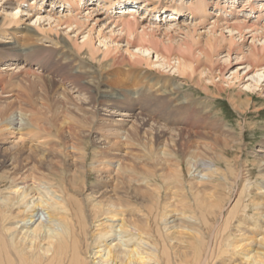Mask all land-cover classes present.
Here are the masks:
<instances>
[{
    "label": "bare ground",
    "instance_id": "6f19581e",
    "mask_svg": "<svg viewBox=\"0 0 264 264\" xmlns=\"http://www.w3.org/2000/svg\"><path fill=\"white\" fill-rule=\"evenodd\" d=\"M5 1H7L5 5L10 9L5 11V17L0 21V28L6 25L10 28L19 26L25 17L24 13H28L27 16L31 18L27 20L30 24L22 31H17V27L13 28L14 31L7 28L6 32L0 33L1 38L11 39L7 42H0V50L3 49V45H10L4 47L9 58L6 59V55L0 52V63L9 62L8 66L1 69L3 80L0 81V86H2L0 95L11 93L4 91L13 78L9 80L5 75H8V71L12 68V70L18 69L19 64L23 67L34 64L38 67H35L37 70L45 73V79L42 82L37 79L29 82L24 95L16 94L13 98H6L8 102H3L11 104L0 108V140L4 141L11 136L10 134H16L19 136L17 140L24 142V136L21 134L22 127L31 129L25 136L33 133L39 134L42 130L40 125L43 124L42 120L52 121L56 118L57 111L62 109L64 113L61 114L62 111L58 113L64 118L61 128L64 129L65 123L67 126L65 131L69 133H73L76 128L77 130L86 129V122H90L93 126L92 121L99 116V113L106 112L105 117L108 120L115 117H126L132 121V131L125 130L124 135L118 139V144L124 145V139L126 142L139 143L137 133L140 128L143 127L144 130L146 126H148L147 132L151 133V140L148 142L151 144L150 147L154 146L152 143L154 139L158 141L168 138L162 145L160 153L165 163L161 173L146 169L139 174L138 169L124 164L121 160L114 163L109 160L104 163L101 160L100 166L111 172L106 178L114 175L117 181L112 192L105 184L97 189L95 187L86 188V184H81L79 180L83 174L79 171L80 169L73 170L71 176L65 172L64 175L58 174L55 168H47L45 172H42L35 168V165L24 173L1 172L6 162L0 158V182L4 184L6 190V193L3 190L0 191V264H264V187L262 184L260 183L261 185L257 187L256 195L254 194L257 196V201H251L250 204L252 211L255 212L262 206V225L254 221L255 213V215L246 213L248 207L242 210L245 212L241 216L243 219L237 221V217L243 213L239 214L236 211L238 209L240 211V207L243 206L239 203V197L236 204L232 200L234 205L231 210L219 221L225 207L223 204L225 200H228L226 197L230 198V191L228 195L221 191L222 188L227 190L228 186L222 187L216 183L222 181L218 177L222 172L219 163L230 161L226 160L221 153H216L219 147L216 150L215 147L223 146V148L226 147L225 149H232L234 146L228 138L219 137L218 139H221L223 144L219 145L217 139L208 136L206 139L212 142L210 147H207L205 144L199 145L192 140L194 136H198L196 132L180 127L178 131L176 130L177 132L174 131L178 119L183 120L189 114L190 103H195L191 94L186 92V95L182 91L181 82L184 81H181L180 77L181 79L187 78L189 81L193 80L196 86L201 87L208 94H211L210 85L220 88L217 89L223 92L224 89L222 90L214 82V79H217L214 74L219 72L224 77V73L232 63V55L241 48L239 43H245L248 36L251 39L250 46L246 50L249 60L243 65V69L258 75L255 82L258 87L263 86L264 24L257 25V22L247 20L249 18L245 20L237 15L232 18V21H227L224 15L223 20H210V25L207 26L209 28H203L200 34H198L200 23L183 25L188 27L185 29L180 27L174 31L167 29L168 27L161 29L163 26L159 25L160 23L150 20L151 17L154 19L153 16H156L153 14L156 12V7L150 9L149 2L157 0H149L148 3H146L147 0H139L138 3L134 0H125L133 1L131 3L133 7L127 8V3L123 2L122 9L118 12L121 17L112 19L114 22L107 19V10L111 9V6H118L121 0H99V8H87L85 17L81 18L85 22L95 21L94 27L100 26L96 32L97 37L94 38L92 35L95 28L84 29L86 24L80 21L78 14L64 15L55 21H44L46 18H38L39 14L30 15L31 12L22 9V2L0 0V2ZM59 1L61 0H57L55 5L59 4ZM82 1L84 0H80ZM174 1H168L170 4L167 7L159 6L160 8L163 6L162 9L170 13L172 11L171 19H176L177 14L180 13L179 6L174 8L178 12L171 9ZM78 2L79 0H64L61 7H65L66 4L67 9L76 8L77 10L78 6L77 11H79ZM248 2L250 0L241 3L243 9H250L252 12L264 9V0L259 2L262 3L259 6ZM88 3H91L90 0H85L86 6ZM192 3L190 13L194 16L204 17L208 14L206 0L191 1V6ZM151 4L154 5V3ZM180 4L186 5L183 1ZM236 4H240V1L232 0L231 4L225 2L226 6L235 11ZM159 7L157 10L160 12ZM146 11L147 14H145ZM231 11L234 12V10ZM99 12H104V17L96 16ZM161 12H163L162 15L167 13L166 11ZM252 12L248 14V17L252 15ZM138 14L143 17L140 18ZM219 15L220 12H216V17H213L218 19ZM101 20H103L102 24ZM197 20L205 22L206 18ZM62 28L68 31L65 36L70 39L66 40L64 36L59 35ZM41 30L45 31L44 33H54L57 36L54 38L55 41L52 40L55 47L61 45L59 47L65 50L60 53L55 48L53 52H48V55L42 54L40 46L45 47L43 39L46 37L38 34ZM182 32L184 37L179 36L178 38V34ZM20 33L23 37L16 38ZM75 33L82 36L81 43L78 42L77 35L70 37ZM160 35L164 38H160ZM94 40H98L99 47L102 46L104 49L100 59H97L100 50L95 47ZM123 40L126 49L122 51L128 55H123L121 58L115 55L109 60L112 53L121 52L117 46L120 44L119 41ZM222 45H226L225 49ZM75 50L78 53H75ZM220 51L225 54L222 55ZM82 56L92 61L97 60L98 64H102L100 66L105 72L101 71L102 74H98L97 66L90 63L88 67L89 63H86L87 61L85 62ZM215 58H217V63ZM104 60H107L105 66L102 63ZM138 66H141V69ZM235 74L238 76L239 72L236 71ZM237 76L232 80H237ZM104 79L108 84L102 82ZM244 87L250 91L256 90L252 83ZM71 91L75 96V102L72 103H81L88 110H83L79 104L74 106L79 110H73L72 106L66 104L71 102ZM43 92L48 96L46 101L43 100ZM36 94L37 99L35 100ZM11 99L14 100L10 101ZM251 101H253L252 96L248 95L245 101L240 98L237 103H248L249 105V103L252 104ZM47 102L55 103L56 110H52V113L50 107L44 104ZM20 103L22 106L19 105ZM23 103H26L29 110L23 108ZM171 103H176L174 108L170 107ZM183 103L186 105L182 106ZM178 108L181 113L186 112L178 114ZM75 111L81 115L78 116ZM210 117L207 118L208 121L209 119L214 120ZM200 118H202L201 115ZM216 120L214 123L218 122V119ZM119 121L121 120H113L109 127H119L115 124ZM94 127L96 128L95 124ZM116 132L118 133L115 128L109 130L110 139L116 137ZM89 133L96 140L100 138L104 141L108 140L107 136L95 133L92 128ZM80 134L85 135L87 132L85 130ZM17 146H19L17 143L13 144L14 149ZM143 146L147 150V145ZM262 149L264 148L260 147L258 152L264 153ZM39 150H43L44 155L47 151L38 147L35 151L39 152ZM72 150L76 151L74 147ZM3 152L6 153L7 149L0 148V155ZM152 152L156 154L155 151L152 150ZM185 152H188V155L186 162L183 161L184 164L182 161L170 163L176 153L182 155ZM255 157L261 158L262 156ZM50 161L52 159L48 160ZM92 167L95 169L97 166L94 164ZM231 167L234 166L229 165L228 168L231 170ZM98 173L102 176V172ZM136 175L141 176L142 180H140L141 177L136 178ZM134 176L136 179L133 181L138 184L136 185L138 188L133 187L130 191L131 177ZM225 180L228 179L225 178ZM141 181L145 183L142 185L145 189H141L139 185ZM125 182L129 183L128 187ZM184 184L188 187L190 194L184 191ZM247 188L246 191L244 189L242 191L250 197L251 192ZM90 190L93 191L85 196ZM108 192H111V196L107 197ZM80 193L84 194L85 200L83 201L87 202V207L83 205L82 198L79 197ZM165 194L166 198L163 201ZM245 216L248 219H245ZM248 220H252V223H247ZM233 222L239 226L236 230L234 229L235 231L232 229V233H228L226 230L230 231ZM242 223L245 226H242ZM236 231L240 234L235 235ZM225 232L228 233L227 236H223ZM225 257L230 258L222 262Z\"/></svg>",
    "mask_w": 264,
    "mask_h": 264
},
{
    "label": "rangeland",
    "instance_id": "374dc122",
    "mask_svg": "<svg viewBox=\"0 0 264 264\" xmlns=\"http://www.w3.org/2000/svg\"><path fill=\"white\" fill-rule=\"evenodd\" d=\"M11 1H14V0H11ZM11 1H9V3H11ZM16 1L24 2V0H16ZM52 1H53V3H51V4H55L57 2V0H52ZM148 1L149 0H147L146 3H148ZM161 1L162 0H157L156 2H149L150 9H153L156 7V12L153 13L156 15V16H153V17H155V19L158 18L159 16H162V14H163V12H161V11L159 12L157 10L158 9L157 7H159L160 5H163V4H160ZM165 1L167 2L168 0H165ZM182 1L185 2L184 0H182ZM193 1H195V0H193ZM206 1L208 3V14L204 17L194 16V14L190 13V9L193 7V3L191 6L189 2H185L186 5L180 4L181 3L180 0H175L173 2V7L171 9L176 10L174 8L176 6H179V12L180 13H178L177 16L178 15H184L186 12H189V15L190 16L192 15V23L190 21H186V22H184L178 26H171V24H163V23L159 24L158 22L157 23L159 25H162L163 27H165V26L168 27L167 29H171L174 31H176L180 27H183L182 29H185V27H188V26H183V25H188V24L192 25V24L200 23V26H198V29H199L198 34H200V33H202L201 30H203V28H205V27L209 28L207 26L210 25V22H209L210 20L211 21L212 20H218V21L223 20L224 15H227L226 12H231V10L235 11V9H233V8L231 9L225 5V2H230V4H231L232 0H206ZM238 1H240V4H241L242 2H245L247 0H238ZM84 2H85V0H84ZM90 2H93V0H90ZM254 2L259 3V2H261V0H250V2H248V3L254 4ZM6 3H7V1L0 2V21L5 17V11L10 9V7L5 5ZM151 3H154V5ZM169 4L170 3L167 2L163 6L167 7ZM245 4H247V3H245ZM87 8L81 13L79 11H77L78 9L76 10V8L70 9V12H68V13H71V14H65V11H64V15H77V13H79L78 18L81 19L82 17H85V14L88 11ZM92 8H94V6ZM45 9H47V8L45 7ZM251 9H252V7H251ZM64 10H65V8H64ZM72 10H74V12H77V13H74ZM28 11L32 13L33 9L30 7L28 9ZM50 11H51V13L49 12L50 14H47L46 11H42L41 15H40V13H36V12L35 13L33 12V14L34 15L39 14L38 18H41V17L46 18V19H44V21H46V20H54L55 21L58 18L64 17V15L56 16L55 14H58V12L57 13L54 12L53 9H50ZM68 11H69V9H68ZM216 12H220V15L217 16L218 19H215L214 17H216V16L213 15ZM241 12H243V19H245V18L247 19L248 14H250L252 11H250V9H249V11H248V9H242ZM66 13H67V11H66ZM103 13L99 12L98 14H96V16L104 17ZM171 13H172V11H171ZM260 13H261V16H264V9H261L260 11L252 12V14H260ZM48 15H50V16H48ZM53 15H54V17H53ZM137 16H139L140 18L143 17L140 14H138ZM177 16H176V19H177ZM233 17H237V16L233 15ZM28 18H31V17H29V16H27V14H25V17L23 18V20L19 26H12L10 28V26L6 25L5 27L0 28V33L6 32V30H8L7 28H9L10 31H14L15 29H13V28H17V27H18L17 31H22L25 27H27L30 24L29 21L27 22ZM202 18H206V21L203 22V20H201V21L197 20V19H202ZM105 19H106V17H105ZM224 19L227 21L233 20L232 18L228 19L227 17H225ZM247 20H249V19H247ZM80 21H82L83 24H86V27H84V29H92V27H94V24H95V21L85 22L82 19ZM100 23L102 24L103 20H101ZM104 23L106 24V22H104ZM257 25H261V24L257 23ZM111 27H113V26H111ZM45 28H46V26H45ZM94 28H95V31H94L92 37L96 38L97 37L96 32L99 30L100 26L96 25ZM161 29H163V28H161ZM82 31H84V30H82ZM44 32L45 31H43V30L38 31V34L46 37V38H44V39H46V41L43 39L45 47L40 46V48H41L42 54L48 55L49 54L48 52H50V51L53 52L54 49L56 48L54 43L52 42V40L55 41L54 38H56L57 36L54 33L49 34V33H44ZM67 32L68 31H64L62 28V31H59V33H60L59 35L64 36L66 38V40L70 39L69 37L65 36V33H67ZM177 32L180 33V31H177ZM75 35L78 36L79 34L78 33L77 34L75 33L74 35L71 34L70 37H75ZM1 36L2 35L0 34V39H1L0 42H7L8 40H11V39H6L9 37L1 38ZM179 36L183 38L184 37L183 32L181 34H178V38H179ZM22 37H23V34L20 33L19 36H17L16 38L21 39ZM81 38H82V36H78V42L79 43L82 42ZM160 38H164V36L160 35ZM119 43L120 44H118V46L115 45V47L116 46L119 47V50L121 52L120 53H112L109 57V60H111L113 58V56H115V55L117 56V58H121V56H123V55H125V56L128 55L122 51V50L126 49L125 41L124 40L119 41ZM236 43H238V41ZM250 43H251V39H249V36H248V39L245 43H239V45H241L240 46L241 48H239V50L232 55V59H231L232 63H231V65L228 66L227 71L224 73L225 74L224 77H222V75L219 72H216L214 74V76L217 77V79L216 78L214 79L215 80L214 82L216 84H218L222 88V90L224 89L223 92L218 90L220 88L217 87L218 88L217 89V88H215V86L212 87V85H210L211 94H208L201 87L196 86V84L193 82V80L189 81L187 78L181 79V77H180V80L185 82V83L181 82L183 84L182 91L186 95H187V93L191 94L195 103H190V106H191L190 111H192V112L189 111V114L187 116H185V118L183 120L177 118L178 121L176 123V127H175L174 131L177 132L178 128L180 127V128H184V129L191 131V132H196V134H198V136H196V137L194 136V138H192V140H194V142L199 143V145L205 144V145H207V147H210L209 145H211V142H212V140L206 139V137H208V136L212 137L213 139L214 138L217 139L219 141V145H223L222 140L218 139L219 137L228 138V140H230L232 142L231 144L234 146V147H232V149L231 148L225 149L226 147L223 148V146H216L215 147V150L217 147H219L216 150V153H218V154L221 153L222 155H224V158L226 157L225 158L226 160L228 159L230 161V162H226V163L225 162L219 163L221 168H222V172L219 173L221 176L218 175V177L222 181L221 182L218 181L216 183H219V185H221L222 187L228 186L227 190H225L224 188H222V190H221L222 193H225V195H228V192L230 191V198L226 197V199L228 198V200H227L228 203L225 200V202L223 204V206H225V207L223 210L222 218H220L219 221H221V219H223L224 216L225 217L227 216V213L231 210L232 206L234 205V203L237 201V199L239 197V199H238V200H240L239 203H240V205L242 203L243 206L240 207V211H239V209L236 211L239 214H241L243 212L242 210H244L245 208L248 207L247 208L248 210L246 209V213H248L249 215H255L256 214L254 216V219L256 217L257 220L255 219L254 221H256V223L259 222L261 224V223H263V221H262L263 210L262 209L264 207L262 208V206H261L259 208L260 210H257L255 212V211H252L250 204H251V201H254V202L257 201V196H255L256 193L258 192V191H256L257 187L260 186L261 184H262V187H264L263 186V183H264V153L258 152L260 147L264 148V79L262 82L263 86L258 87V84L255 82L256 81L255 78L258 77V75L254 74L252 71H248V70L243 69L244 68L243 65L247 62V60H249V55L247 54L246 50H247V47L250 46ZM94 44H95V47L98 50H100V52L97 54V59H100V58H102V53H103L104 49L102 46L99 47V41L98 40H94ZM5 46L8 47L10 45H8V44L3 45L2 46L3 49L0 50V52H3L2 54L6 55L7 50L4 48ZM56 46H58L56 49H58V51H60V53L65 50L64 48L59 47L61 45H56ZM225 47H226V45H222L223 49H225ZM55 52H56V50H55ZM55 52H54V54H55ZM72 52H73V50H72ZM74 52L78 53L76 50ZM219 53H221L222 55L225 54L223 51H220ZM5 58L6 59L9 58L8 55H6ZM82 58H84V57L82 56ZM84 60H85V62L87 61L86 63H89L88 67H90V63L91 64L93 63L94 66H97L98 70L97 69L96 70H97L98 74H102L101 71L105 72L104 70H102V67H101L102 64H98L99 62L97 60L92 61L89 58H87V59L84 58ZM214 60L217 63V58H215ZM106 61L107 60H104L102 62V63H104L103 66H105ZM3 63H4V61H2L0 63V65ZM8 65H9V62L6 61L3 65L0 66V81L3 80V78L1 77V74H2L1 69H3V67H6ZM19 65L20 66L18 67V69L12 70L13 69L12 68V69H10L11 71H8V75H5L7 78H9V80L11 78H13L11 80V83L8 85V87L4 91V92H11V93H8V94L5 93V95H2V96L0 95V98H2V99H0V108H2L3 106H6L7 104H11V103H3L5 101L8 102V100L6 98H13V97H15L16 94H23L24 95L25 90H26V86H28L29 82H32L35 79L40 80L42 82L43 79H45V73L41 72L42 70H37L38 67L35 66L34 64L27 66V67H25V66L23 67L22 64H19ZM241 65H242V67H240ZM35 67H37V68H35ZM138 68L141 69V66H138ZM144 69H147V68L144 67ZM124 71H126L125 68H124ZM236 71L239 72L238 76L235 74ZM106 74H107V72H106ZM108 74H110V72ZM235 76H237L238 79L232 80ZM14 82H16L17 84L15 83L16 85L15 84L11 85ZM102 82H104L105 84H108L105 79ZM251 83H252V85H254L256 87V90L250 91L244 87V86H247ZM262 84H260V85H262ZM0 87H2V86H0ZM11 88H12V90H11ZM70 93H71L70 94V101L71 102L66 103L67 105L72 106L73 110L74 109L79 110L78 108H75L76 105L79 104V105H81L83 110H85V111L88 110L86 107L82 106L81 103H72V102H75V96L73 95L72 91ZM232 94L234 96H231ZM42 95H43V100L46 101L48 99V96L45 94V92H43ZM248 95L252 96V99H253V101H251L252 104L249 103V105H248V103H237L240 98L243 101H245L246 97H248ZM54 98H56V97H54ZM202 98H203V100H202ZM36 99H37V94L35 95V100ZM13 100L14 99H11L10 101H13ZM44 101H42V102H44ZM23 104H24L23 108L28 109L26 103H23ZM44 104L47 107H50L51 113H52V110H56L55 103L47 102ZM171 104L173 106L170 105V107L174 108V106H175L174 104H176V103H171ZM183 104L184 105H182V106L186 105V103H183ZM235 104H236V106H235ZM19 105H21V103ZM51 105L53 106V108ZM202 105H204V106H202ZM39 107H41V106H39ZM205 107L207 109L209 108L208 109L209 112H207L208 110ZM103 110L108 111L107 109H103ZM37 112H39V111H37ZM59 112H61V114H63L64 109L57 111L56 118L53 119L52 121H50L51 124L47 120H45V121L42 120L43 124H40L42 130H40L39 134L33 133L31 135L25 136V134H28V130H31V129H27L26 127H22V128H25V129L21 128V134H23V136H24V142H22L23 140L18 141L17 138L19 136L16 134H10L11 136H9L4 141L0 140V148H3V149L6 148L7 149L6 153L3 152L2 155H0V158L4 162H6L2 166L3 169H1V172H9L10 174L24 173L26 170L31 169V167H33L35 165L34 167L37 168L39 171H42V172H45V170L47 168H55V169H57L58 174L64 175V172H65V174H68L71 176V172L73 170L80 169L79 171H81L83 174L84 173L85 174L83 175L80 173L81 176H80L79 180L81 181V184H84V183L86 184V188L89 189L90 187H92V188L95 187L97 189L102 184H105L106 187H108L109 191H111V190L113 191V188L115 187L117 181H115L114 175L108 179L106 178V177H108V175H110L111 172L108 171V169L103 168V166H100L101 160L104 161V163H106L108 160L111 163H114L117 160H121L124 164L132 165V166H134V168L138 169L139 174L143 173V171H145L146 169L156 171L157 173L163 172V170H164L163 168L165 166V163H164V159H162L163 156H161L160 153L162 152V145L166 142L168 137L160 139L158 141H155V139H154L152 142L154 144V146L150 147L151 144H148V142L151 140V133H149V131L147 132L148 126H146V128L144 130H143V127L140 128V131L137 133L138 138L140 140L139 143L133 142V141H130V142L127 141L126 142L125 139L124 140L122 139L124 145L118 144L117 143L118 139L120 138V136L124 135L125 130H128V131L131 130L132 131V128H131V125H133L132 121L130 118H126V117L125 118L115 117L111 120H108L105 117V116H107L106 112H100L99 116L96 115L98 117L92 121L93 126L90 122L84 121V122H86L85 123L86 129L77 130V128H76L73 130L74 131L73 133H69V132L65 131V129L67 128L65 123H64V129L61 128V124H62V121L64 118H62L61 114H58ZM183 112L184 111H182V113ZM198 112H200V113H198ZM76 113L78 116L81 115L78 111H75V114ZM177 113L182 114L180 111V108H178ZM196 113H198V114L196 115ZM209 114H210V116H212V118L210 116H207ZM200 115L202 118H200ZM213 116H214V118H213ZM64 117H65V114H64ZM208 117H210L211 119H214V120L209 119V121H208L207 120ZM194 118H196V119H194ZM216 119H218V122L214 123L215 121H217ZM113 120H121V121H119V123H115V124H118L119 127H109ZM204 120H205V122H204ZM174 122H176V119H174ZM94 124L96 125V128L94 127ZM181 126H183V127H181ZM16 127H18V126H16ZM16 127H14V128H16ZM68 127H69V125H68ZM71 127H73L72 124H71ZM210 127H211V129H210ZM91 128L95 133H100V135L107 136L108 140L104 141L103 138H100V140H98V139L96 140V138L94 136L90 135V133H89V130ZM100 128H102V129H100ZM112 128H115V130H117L118 133L116 132L117 135L115 138L112 137V139H110V137L108 136V133H109V130ZM32 130H34V129L32 128ZM85 130H86L87 134H85V135L80 134V133H83ZM23 132H26V133H23ZM216 135H218V136H216ZM233 137H234V139H233ZM203 139H205L206 141ZM233 141H235V143ZM14 143H17L19 145L15 149L13 148ZM238 143H240V144H238ZM64 144H65V146H64ZM143 145H147L146 146L147 150H145V148H144L145 146H143ZM170 145H171V143H170ZM37 147L39 149L42 148V149L47 150L45 152V155L43 154V150H39V152H36L35 150ZM72 147H74L76 149V151L73 152ZM53 148H54V150H52ZM221 148H222V150H221ZM9 149H13V150L10 151ZM19 150H20V152H18ZM152 150L155 151V153L157 155L154 154L152 152ZM219 150L221 152H219ZM262 150H264V149H262ZM18 154H20V155L17 156ZM177 154L178 153H176V156L174 155L173 160L169 159L170 163L173 161H177V162L182 161V163H183V161L186 162V160H187L186 157L188 155V152H185L182 155L180 153L178 155ZM238 154L240 157L238 156ZM258 155H261L262 157L261 158L255 157ZM175 157H177V158H175ZM236 157H238V158H236ZM51 159H52V161L48 162V160H51ZM228 163L230 166H234L233 168L231 167V170L228 168L229 167V165H227ZM94 164L97 166L95 169L92 167ZM220 166H218V168ZM96 169H97V172H102V176H100V173L97 174ZM228 170H230V171H228ZM245 170H248V171H245ZM185 171H186V169H185ZM87 172H88V174H87ZM223 172H224V174H223ZM237 173L239 174V176ZM65 177H66V175H65ZM84 177H85V179H84ZM137 177L140 178L141 176L136 175V178ZM246 177H248V178L246 179ZM131 178H132V181L130 183V191L133 187L138 188V186H136L138 184L133 181L136 179L135 176L131 177ZM199 178H202V177H199ZM219 178H218V180H219ZM225 178L228 180H225ZM229 178H230V180H229ZM252 178H253V180H252ZM186 179L188 180V178H186ZM79 180H78V183L80 184ZM140 180H142V177L140 178ZM224 181H225V183H224ZM246 181H248V182H246ZM228 183H230V184H228ZM240 183H241V185H240ZM125 184L127 187L129 186L128 182H125ZM143 184H145L143 181H141L139 183V185L141 186V189H145V187L142 186ZM223 184H224V186H223ZM250 184H252V185L249 186ZM232 186H233V188H232ZM184 187H185L184 191L188 192L186 194H190L189 189L186 186V184H184ZM243 187H246V188L248 187L247 190L249 189V191L251 192L250 197L247 195V193L242 191L243 189L246 191V188H243ZM4 188H5L4 184H2V182H0V191L3 190L4 193H6V190ZM91 191H93V190L86 192L85 196H87V194ZM111 192H108L107 197L111 196V194H110ZM239 193H240V195H239ZM251 195H252V197H251ZM79 197H80V199L82 198L83 205H85L87 207V205H88L87 202L83 201V200H85L84 194L80 193ZM165 198H166V194L164 195L163 201H165ZM189 199L191 200V198H189ZM242 199H243V201H242ZM232 200L234 203L232 202ZM245 204H247V205H245ZM244 213L245 212H243L238 217L236 214L237 221H239L241 218L243 219V217H241V216H243ZM246 218L248 219V217L245 216V219ZM248 221H246V222L252 223V220L251 221L248 220ZM233 224L230 227V231L228 229L226 230L228 233L231 232L232 229H233V231H235L237 226H239V224L237 225V223H235V222H233ZM242 226H245V224L242 223ZM243 228H245V227H243ZM227 232H225L226 234L224 233L223 236H227L228 235ZM239 234L240 233L236 231L235 235H239ZM235 235H233V236H235ZM229 258L225 257V259L222 262L227 261V259L229 260Z\"/></svg>",
    "mask_w": 264,
    "mask_h": 264
}]
</instances>
